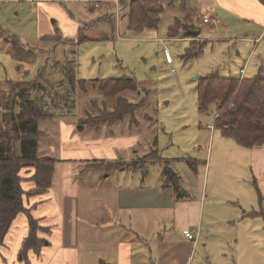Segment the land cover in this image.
<instances>
[{
  "label": "rangeland",
  "instance_id": "374dc122",
  "mask_svg": "<svg viewBox=\"0 0 264 264\" xmlns=\"http://www.w3.org/2000/svg\"><path fill=\"white\" fill-rule=\"evenodd\" d=\"M114 1L116 4L119 2ZM75 5L78 4L70 0H35L33 4L23 0H0V91L7 90L9 83L15 84L12 80L18 79L16 84L19 85L24 84L27 78L37 81L39 71V76H47L51 80L43 83L51 82L52 87L59 89V99L64 103L62 109L54 111L52 118L39 120L37 155L50 156L56 163L61 159L60 147L64 142L62 130L65 127L87 135L107 128L104 122L97 129L96 124L102 120L113 121L117 128H124L134 117L140 141L133 151L128 148L124 149L125 153H120L124 159L140 160L148 152L152 155L155 146L151 138L146 140L143 135L148 137L159 132L161 136L157 146L159 158L145 161L144 167L135 174H119L121 171L132 172L129 166H125L124 169H114V176L102 181L101 177L108 171L106 167L89 170L84 166L82 173L74 174L67 183L70 190L76 188L80 194L81 205L77 215L81 233L79 264H99L100 260L115 264V237L119 235L122 240L132 244L131 251L136 260L133 264H148L145 260L138 261L135 254H139V251L142 252L141 257L143 254L152 256L153 261L156 238L146 233L144 240H137L133 232L135 225L125 218L126 212L122 224H117L124 226L116 228V231L106 228L109 230L106 233L100 227L112 225L111 222L107 218L104 222L87 218L84 205L88 201L86 196L101 188L112 190L135 181H138V186L152 182L155 186L165 177L164 172L167 176L169 171L171 182L180 186L179 191L186 188L187 197L191 200L188 202L198 201L204 205L203 212L200 205L198 224L196 212L199 208L195 202L182 204L176 213L179 225H187L189 231L198 233L187 264H264V197L259 201L255 188V185L259 190L263 187L259 186V171L249 156L248 159L244 158L239 152L240 148L241 151L245 150L235 144L233 138L229 137L228 146H224L221 144L224 137L216 129L209 139L210 131L205 126L213 124L217 110L215 106H210L206 111H199L196 90L197 79L209 69L213 70L211 74L214 76L224 73L238 75L249 47L242 50L243 55L237 56L234 49L228 55L226 47H235L240 42L230 41L225 46L224 42L213 39L206 43L202 54L185 62L179 57V52H184L188 42L156 40L160 36L166 37V34L171 37L183 36L177 33L179 30L185 32L184 20L175 19L169 27L177 20L179 24L172 32L162 25L159 33L155 29L135 33L128 29L126 18L115 22L112 17L110 21L94 20L88 25H81L77 14L65 13V10L72 13ZM162 6L165 9V4ZM63 22H67L65 35L75 41L61 38L59 33ZM76 23L81 27L75 28ZM79 36L83 41L78 40ZM210 36L205 32V37ZM14 42L19 46V51L30 53L28 57L32 58L31 61H17L12 57ZM166 46L173 57L172 64H167L164 59L163 49ZM261 76L264 77V73ZM120 77L133 78L138 88L125 91L122 87L116 92L121 93L114 96V93H107L112 89L111 85L99 83L102 79ZM119 95L130 104L129 109L130 106L134 109L122 124L117 123V116L125 106L123 103L120 109L114 106L120 100ZM162 128L166 130L165 134ZM166 159L174 161L166 163ZM23 170L20 174L26 178L24 181L33 184L30 177L34 169ZM22 185L27 184L23 182ZM205 192L208 196L204 200ZM89 201L93 200L89 198ZM152 211L148 227L153 223L154 209ZM130 213L135 220L136 213ZM169 215L171 219L174 211ZM22 223L23 219L16 220V225ZM89 225H96V229L90 233L92 238L85 240L87 231L82 232ZM167 236L177 240L184 236V231H170Z\"/></svg>",
  "mask_w": 264,
  "mask_h": 264
},
{
  "label": "crops",
  "instance_id": "0c3cea01",
  "mask_svg": "<svg viewBox=\"0 0 264 264\" xmlns=\"http://www.w3.org/2000/svg\"><path fill=\"white\" fill-rule=\"evenodd\" d=\"M23 1L33 4L35 0ZM70 1L76 2L78 5L74 6L72 13L68 10H65V13L67 15L77 14L76 16H78L79 21H82L81 25H88L89 22L94 20L110 21L112 17H114L115 22L117 19L126 18L123 15L124 9L122 5L120 2L116 4L114 0ZM198 1L199 0H160L162 5L165 4V9L163 6V12L160 16L158 26L152 28L155 29L154 31H158L159 27L162 25H164V27L166 26L168 29L169 25L177 18L184 20L186 25L189 27L192 26V28H184L185 32L179 30L177 34L183 36L171 37L169 34H166V37L160 36L157 37L156 40L160 42L159 40L163 39L172 41L173 39H177L183 43L188 42L187 46H189V42L196 36L195 39L204 44L202 51L197 56L203 53L206 43L213 39L224 42L225 46H227L226 44L230 41H238L240 42V45L238 44L239 46L236 45L234 47L233 45L231 47H226L227 53L228 55L231 54V50L234 49L237 56H240L244 54H242V50L245 49V47H249L245 57V63L241 66L238 75L230 76L224 73L221 77L239 78L241 76V69L244 70L242 77L261 76L264 73V0H200L199 3ZM205 16L209 18L208 22L202 21ZM66 23L67 22L61 23V32L59 31L61 38L64 40L68 39L64 29ZM81 25L76 23L75 28L81 27ZM195 31L198 32L194 34L193 32ZM202 31L204 33H202ZM205 32L212 37H205ZM201 34H204V36ZM49 35L55 36V34ZM187 46L183 51H185ZM183 53L184 52L180 50L179 57L182 60ZM221 53H223V49H221ZM193 58L194 57L184 61L189 62ZM211 71L213 70L209 69L203 76L211 74ZM128 115H132V113H126L121 120H117V123L122 124V121ZM104 122V126L107 128L87 133V135L81 132H75L69 127H65V130H62L64 142L60 147L61 159L56 160L51 185L45 192H35L24 195L23 197L24 204L29 209V213L37 221L35 230V238L37 240L34 239L37 241V244L33 243V239L29 241L31 228L28 219L26 220V214L19 213L7 232L0 237V264H79L78 249L81 246V233L77 215L79 214V205H81V203L79 201L80 194L76 188L70 190L67 185L71 177L74 174H81L84 166L89 167V170L93 167H106L108 171L106 170L105 175L101 177L102 181L113 177L112 171L114 169H121L125 166H129L132 172L121 171L119 174L129 173L133 175L135 171L144 167L140 166V163L135 164L136 161L145 162L150 159L156 160L159 158V149L157 147L161 139L159 132L153 134V136L150 134L148 137L143 135L146 140L151 138V143L155 146L152 155L154 157V153H156V158H151L152 155L148 152L140 157V160H137L138 158L124 159V157L121 158L120 153H125L124 149L128 148L133 151L140 141V135L137 132L138 127L136 128L134 125V117L128 121L127 127L124 128H117L113 122H108V120H102L98 124ZM210 125H212V123H208L205 126V128L210 131L209 139L211 138V134L216 132V128H211ZM98 128L99 126L97 129ZM162 131L164 134L166 133L164 128H162ZM219 133L221 134V132ZM221 136L224 137V141H221L223 142L221 144L227 147V139H229V137L222 134ZM233 142L239 145L235 140ZM263 145L252 148L239 145L242 146L245 151H241V148L238 149L239 152L244 155V158L248 159L249 156L251 163H253L259 171V186L261 187V185H263V187L259 190L260 195H258V200H262L264 197ZM132 151H130V154ZM130 154H127V156H130ZM173 161V159H166V163H172ZM117 163H123L122 165L124 166L120 168L118 166H113V164ZM147 171L148 170L145 171V174ZM164 175L165 177L161 180V183L155 184V186L152 185L153 182L147 183L146 186H138V181H135L133 184H128L127 182L126 185L114 189L112 188V190L109 188H101L96 193L92 192L88 194L86 196L88 201L86 205H84L86 206L87 218L92 217L94 220L100 222H104L107 218L112 225H101L100 227L101 230L107 233L109 230L106 228L116 231V228L118 229V227L124 226L117 224H122V220L124 219L123 214L126 212L127 216L125 218L130 222L132 220V223L135 225L133 232L137 240H144V235H146V233H150L153 238H156L155 249L153 250L154 262L152 261V256L146 257V255L143 254V257H141L142 252L140 251L139 254H137V252L135 254L138 261L141 260V262H143L145 260L148 264H187L193 250L194 242L188 240L185 236L173 240V238H170L167 234L170 231H173V233H175V231H184V233L188 231L189 226L179 225L178 217H176V213L182 208V204L186 205L194 202L197 204L199 208L196 212L197 224L200 222V210L202 209L203 212L204 205H201L198 201L188 202L191 200L187 197L186 188L184 187L182 191H179L180 186L175 184V182H169V186L164 187V184H166L165 181H167L165 172ZM253 175H255V171ZM23 182L27 184L26 186L23 185L25 190L33 186V184L28 181ZM207 196L205 192L203 199L205 200ZM202 197L201 194V200ZM89 198L93 201H89ZM260 206L262 207V204H260ZM33 208H35L34 211ZM153 209V223L148 227L150 213L153 212ZM188 209L189 207L185 212ZM47 211L50 212L46 214ZM131 211L136 213L135 220L133 216H131ZM172 211H174V216L169 219V213H172ZM18 219H23L21 225H16V220ZM164 225H166V228ZM95 226L96 225H89V227L84 228V232L82 233L87 231L85 240L92 238L90 233L94 231V228L96 229ZM115 238L117 246L115 264L135 263L136 260L131 251L132 244L122 240L120 235L118 238ZM138 248H140V246ZM99 264L109 263L100 260Z\"/></svg>",
  "mask_w": 264,
  "mask_h": 264
},
{
  "label": "trees",
  "instance_id": "16d2710c",
  "mask_svg": "<svg viewBox=\"0 0 264 264\" xmlns=\"http://www.w3.org/2000/svg\"><path fill=\"white\" fill-rule=\"evenodd\" d=\"M118 1L124 9L123 15L126 17L127 27L131 31L138 33L144 29L158 26L163 12L160 0ZM178 24L179 21H175V24L168 28L169 31L172 32ZM184 28H192V26L189 27L185 24ZM47 38H49L48 35ZM195 38L189 42V46L182 54L183 60L195 57L202 51L204 44ZM84 39L86 40V38ZM78 40L83 41L80 36ZM66 41L75 40L66 39ZM12 49L11 55L15 60L27 59L31 61L32 58L28 57L30 53L19 51V46L15 42L12 43ZM37 79L35 81L27 78L21 85L16 84L18 79L12 80L15 81V84L9 83L7 90L0 91L2 118L0 120V237L7 232L19 213H25L31 228L29 241L33 239L35 244H37L35 238L37 221L29 213L23 197L35 192L46 191L51 185L55 164L50 156L37 155V137L40 132L38 124L39 120L52 118L54 111L62 109L64 105L58 96L59 89L55 86L52 87L51 82L48 84L42 82L51 81L49 77L39 76L38 71ZM99 83L111 85L112 89L107 93H114L112 94L114 96L121 93H116L117 89L120 90L123 87V90L129 91L139 86L133 78L122 77L102 79ZM72 98L70 100L73 101ZM118 99H120L119 102H116L114 106L118 109L121 108V103L125 106L124 110L120 111V116H117L120 120L129 110L131 113L134 109L131 106L129 109L130 104L123 96L119 95ZM197 104L198 110L201 112L206 111L210 106L216 107L213 127L219 130L222 135L231 137L239 145L249 148L264 144V77L238 78L212 74L199 77L197 79ZM154 155L151 158L157 157L156 153ZM138 163L143 167L145 162H135V164ZM122 164L117 163L113 166L120 168L124 166ZM31 168L34 169L30 177L33 186L25 190L22 183L26 178L20 173L23 169L27 171ZM25 170L23 171L26 172ZM169 182H171L170 171L169 174L167 173L164 187L169 186ZM255 188L257 194L260 195L256 185Z\"/></svg>",
  "mask_w": 264,
  "mask_h": 264
},
{
  "label": "built area",
  "instance_id": "2783aa9c",
  "mask_svg": "<svg viewBox=\"0 0 264 264\" xmlns=\"http://www.w3.org/2000/svg\"><path fill=\"white\" fill-rule=\"evenodd\" d=\"M29 1H32V0H29ZM202 21L208 22L209 18L205 16V17H203ZM163 53H164V58H165L166 63L171 64L173 62V57H172V55H171V53L167 47H164ZM243 72H244V70L241 69V76H240L241 78H242ZM210 127L213 128V124L210 125ZM184 236L188 240H191L195 243L197 240L198 233L194 234L193 230H190V231L188 230V231H185Z\"/></svg>",
  "mask_w": 264,
  "mask_h": 264
},
{
  "label": "water",
  "instance_id": "95a60500",
  "mask_svg": "<svg viewBox=\"0 0 264 264\" xmlns=\"http://www.w3.org/2000/svg\"><path fill=\"white\" fill-rule=\"evenodd\" d=\"M198 31H195V32H193L194 34H196Z\"/></svg>",
  "mask_w": 264,
  "mask_h": 264
},
{
  "label": "flooded vegetation",
  "instance_id": "af4514ba",
  "mask_svg": "<svg viewBox=\"0 0 264 264\" xmlns=\"http://www.w3.org/2000/svg\"><path fill=\"white\" fill-rule=\"evenodd\" d=\"M165 59V58H164Z\"/></svg>",
  "mask_w": 264,
  "mask_h": 264
}]
</instances>
